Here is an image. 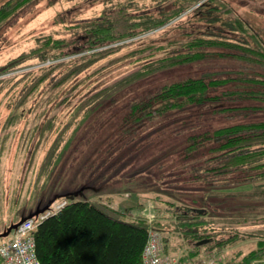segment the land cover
<instances>
[{
	"label": "rangeland",
	"instance_id": "1",
	"mask_svg": "<svg viewBox=\"0 0 264 264\" xmlns=\"http://www.w3.org/2000/svg\"><path fill=\"white\" fill-rule=\"evenodd\" d=\"M5 1L0 0V6ZM177 1L161 2L157 7L155 0H31L3 23L0 27V234L24 217H35L39 210H54L67 195H76L77 200L90 201L121 218L120 212L126 211L151 214L153 205L159 206L160 213L165 216L167 206L161 202H169L173 204L168 205L172 212L177 207L204 209L207 214L202 220L207 222L212 241L230 240L217 249L211 248L212 252L206 248L191 257L188 251L191 241H186L185 233L177 229L178 226L174 230L170 225V232L159 236L162 254L175 264H238L251 251L261 255L252 263L264 264V206L241 199L240 195L232 199L225 196L217 202L212 200L216 204L211 206V201L204 198L208 195L206 190L197 184L183 182L191 172L187 167L182 168L186 163L180 161L179 151L185 144L188 128L198 119L196 111V114L174 113L171 117L136 125L125 117L130 101L145 91L179 79L187 70L152 73L103 103L104 97H97L99 90L128 74L144 71L155 60L145 55L146 52L128 58L127 53L148 44L128 45L105 55L82 72L77 88H55L52 78L57 71L38 84L37 90L28 88L41 72L40 67L92 52L85 50L42 62L35 58L33 50L41 47L47 37L71 42L75 31L69 26L78 21L109 14L114 8L117 11L126 7V12L133 14L131 8H141L144 4L153 7L154 14L157 9H174L177 6L172 4ZM204 1L189 5L156 31L168 25L172 28L173 24L174 29L177 19L188 27L203 29L205 23L196 21V17L188 18L191 19L189 24L185 19ZM216 3L221 9H232L234 17L242 18L247 23L244 28L248 35V26H252L261 36L264 47V0H220ZM222 14L217 16L220 21L227 18ZM168 30L150 42L162 41ZM75 45L78 46V42ZM220 64L217 63L215 69H219ZM236 68L238 63L233 67ZM190 69L197 73L200 70L196 66ZM93 96L94 102L103 104L91 112L88 106ZM86 116L89 117L86 119ZM245 119L264 120V111L252 113ZM246 188L228 191L242 192ZM107 207L116 208L118 214ZM149 219H153L152 216ZM2 240L0 238V242ZM214 242L209 247L216 246ZM260 242L261 247L258 246Z\"/></svg>",
	"mask_w": 264,
	"mask_h": 264
},
{
	"label": "trees",
	"instance_id": "2",
	"mask_svg": "<svg viewBox=\"0 0 264 264\" xmlns=\"http://www.w3.org/2000/svg\"><path fill=\"white\" fill-rule=\"evenodd\" d=\"M30 1H5L0 6V27L17 9ZM168 1L155 0V4L159 7L161 2ZM198 1L178 0L177 4H172L177 6L174 9H157L154 14L153 7L146 4L142 9L139 6L131 8L133 14L126 12V7L117 11L113 7L109 14L76 22L69 26L75 31L71 42L47 37L41 47L33 50L35 58L43 62L83 53L85 50L92 52L73 60L65 59L40 67L41 72L33 78L34 83L28 88L37 90L38 84L55 71L57 73L52 78L55 88H77L76 85L82 81H77L80 74L105 55L128 45L148 44L126 55L130 58L138 52H146L145 55L155 57L154 62L146 66L144 71L128 74L102 88L97 97L103 96L104 103L152 73L172 74L177 69L187 70L179 79L145 91L130 101L125 117L136 125L171 117L174 113H197L198 119L188 128L185 144L179 151L180 161L186 163L182 168L187 167V171L191 172L183 182L197 184V187L206 190L208 195L205 197L203 194L202 198L204 196L211 201V206H215V202L225 196L232 199L240 195L241 199H250L263 207L264 120L245 119L252 113L264 111L262 39L252 26H248V35L244 28H247V23L239 16L234 17L232 9H221L216 3L220 0L204 1L185 19L196 17V21L205 23L203 29L188 27L180 23L181 19H177L175 30L172 29L173 24L172 28L168 25L156 31ZM220 13L227 18L220 21L217 17ZM190 21L185 23L189 24ZM167 30L166 35L163 34L165 39L150 42ZM150 32L153 33L145 35ZM77 42L78 46L75 45ZM217 63L226 65L220 64L221 67L215 69ZM235 63H238V68L233 69ZM193 66L200 68L198 73L190 71ZM94 98L90 99L88 106L91 112L103 104L94 102ZM236 187L247 188L242 192L228 191ZM70 196H66L63 207L42 220L35 229V252L40 264H140L148 231L154 229L163 234L165 231L170 232V225H173L174 230L178 226L177 229L185 233L186 241H191L188 250L191 257L206 248L212 252L214 247L217 249L230 241H212L206 228L207 222L202 220L207 214L204 209L198 212L189 207H177L172 212L168 205L173 204L161 202L167 206L164 209L168 211L165 216L160 213L159 206L153 205L151 214L140 212L138 216L127 219L107 213L90 201L71 199ZM149 216L153 219L150 220ZM211 233L217 234L215 231ZM204 239L207 240L205 244H196ZM212 242L216 246L209 247ZM258 246L261 247L262 242ZM260 256L257 251H251L238 264H253V260Z\"/></svg>",
	"mask_w": 264,
	"mask_h": 264
},
{
	"label": "built area",
	"instance_id": "3",
	"mask_svg": "<svg viewBox=\"0 0 264 264\" xmlns=\"http://www.w3.org/2000/svg\"><path fill=\"white\" fill-rule=\"evenodd\" d=\"M60 203L56 210L64 206ZM50 215L45 212L35 218H26L12 230L10 236L0 243V264H40L35 252L34 232L37 225ZM158 232L149 230L141 253L140 264H175L162 255Z\"/></svg>",
	"mask_w": 264,
	"mask_h": 264
},
{
	"label": "water",
	"instance_id": "4",
	"mask_svg": "<svg viewBox=\"0 0 264 264\" xmlns=\"http://www.w3.org/2000/svg\"><path fill=\"white\" fill-rule=\"evenodd\" d=\"M75 196H76V195H72V196H70V198L72 199V198H74ZM43 211H45V209L39 210L38 212L35 213V215H37L38 213H41V212H43ZM197 211L200 212L201 210H197ZM32 216H33V215H29L28 218H30V217H32ZM23 220H24V218H22L18 223L10 225V226L8 227V229H7L5 232H3L2 234H0V238L7 237V236L9 235V233H10L12 230H14V229L17 227V225H18L19 223H21ZM206 242H207V240H202V241L197 242V245L200 246V245L205 244Z\"/></svg>",
	"mask_w": 264,
	"mask_h": 264
},
{
	"label": "crops",
	"instance_id": "5",
	"mask_svg": "<svg viewBox=\"0 0 264 264\" xmlns=\"http://www.w3.org/2000/svg\"><path fill=\"white\" fill-rule=\"evenodd\" d=\"M92 203V202H91ZM98 205H100V206H102L103 204L102 203H97ZM103 206H105V208H106V205H103ZM102 206V207H103ZM107 209L108 210H111V212L112 213H115V214H118L117 213V210H116V208L115 209H113V208H111V209H109V207H107ZM51 211V213H55V209L54 210H50ZM120 213H122V212H120ZM140 214V213H139ZM137 212L135 213V212H133V211H126V212H123L122 214H121V216L122 217H125V218H127V219H130V218H132L133 216L135 217L136 215H139Z\"/></svg>",
	"mask_w": 264,
	"mask_h": 264
}]
</instances>
